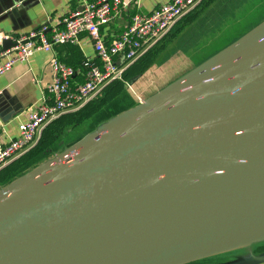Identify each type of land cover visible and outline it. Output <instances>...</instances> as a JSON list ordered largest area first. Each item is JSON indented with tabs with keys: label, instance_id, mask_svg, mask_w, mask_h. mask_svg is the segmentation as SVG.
<instances>
[{
	"label": "water",
	"instance_id": "water-1",
	"mask_svg": "<svg viewBox=\"0 0 264 264\" xmlns=\"http://www.w3.org/2000/svg\"><path fill=\"white\" fill-rule=\"evenodd\" d=\"M262 242L264 21L0 190V264H185Z\"/></svg>",
	"mask_w": 264,
	"mask_h": 264
},
{
	"label": "built area",
	"instance_id": "built-area-1",
	"mask_svg": "<svg viewBox=\"0 0 264 264\" xmlns=\"http://www.w3.org/2000/svg\"><path fill=\"white\" fill-rule=\"evenodd\" d=\"M136 1L92 0L69 13L59 27L43 25L23 35L0 31V77L15 64L28 61L36 51L51 52L56 45L77 44L82 33L90 36L97 58L83 62L84 80L77 85L76 68L53 59L52 79L41 103L28 109L17 137L8 143L0 141V171L34 148L50 123L79 110L114 81L123 80L125 71L203 0H169L151 14H136L122 34L107 43L102 28L120 18ZM6 39H12L15 45L3 51Z\"/></svg>",
	"mask_w": 264,
	"mask_h": 264
},
{
	"label": "crops",
	"instance_id": "crops-1",
	"mask_svg": "<svg viewBox=\"0 0 264 264\" xmlns=\"http://www.w3.org/2000/svg\"><path fill=\"white\" fill-rule=\"evenodd\" d=\"M15 1L19 2L10 8ZM89 1L92 0H0V31L23 35L43 25L50 28L59 27L69 13L81 9ZM168 1L137 0L133 2L120 18L102 28L103 39L110 43L122 34L133 16L151 14ZM263 3L260 0L257 4ZM244 6L245 4L237 5L235 8L240 9ZM175 42V37H170L165 42L162 58L159 64H155L160 66L158 69L164 68L163 64L165 65L171 58L173 52L170 48H173V51L181 48V40L178 41L180 48L178 43L177 46L174 45ZM164 55L170 56L166 58ZM55 58L76 68L74 85L84 80L83 62L86 59H97L90 36L88 33H82L77 44L56 45L51 52L36 51L28 61L15 64L9 72L0 77V141L3 143H8L19 135V126L26 119L28 109L41 103L46 86L52 79V62ZM147 78L148 83L152 82L151 72L145 70L138 76L136 87L141 88L145 85L142 80L146 81ZM263 244L264 242L253 244L185 264H264V251L258 249Z\"/></svg>",
	"mask_w": 264,
	"mask_h": 264
},
{
	"label": "rangeland",
	"instance_id": "rangeland-1",
	"mask_svg": "<svg viewBox=\"0 0 264 264\" xmlns=\"http://www.w3.org/2000/svg\"><path fill=\"white\" fill-rule=\"evenodd\" d=\"M259 1L260 0H203L202 3L198 5L190 14L180 19L171 32L144 58L136 61L137 63L135 62L136 64L131 68V71L133 69L134 70L130 74L136 75L133 78H131L132 75H126L125 82H121V88H127L128 92L131 93L133 100L135 102L137 100L136 103L138 104L141 103V99H147L156 94L170 83L179 79L181 76L185 75L196 66L217 54L263 22L264 3L257 4ZM262 1L264 2V0ZM242 4H245V6L240 9L235 8L237 5ZM180 31L181 35L179 36ZM170 37H175L176 42L174 45L176 46L178 41L181 40V48L180 43H178V48H180L178 51L177 49L176 51H173V48H170L173 52L171 58L168 59L165 65L163 64L164 68L158 69L160 66H156L155 64H159L163 55L162 53L165 51V42ZM153 53L156 54L154 55ZM164 56L168 58L170 55ZM137 65L138 67L135 69ZM141 69L143 72H145V70L150 71L153 76V80L148 83V78L146 81L143 79L142 83L145 85L138 88L136 87V80L140 74L137 75V72ZM154 70L155 72H153ZM108 89H105V91ZM105 91L91 101H94L95 99L101 100ZM102 100L104 104L108 102V100ZM91 101L79 110L70 113L69 123L65 126V128H68L70 132H65L64 134L61 132L60 136L54 140V142H59L62 139L60 143L61 146L56 148L55 145L53 151H51L48 156L41 159L38 164L59 155L66 148L72 146L89 133L96 131L100 125L116 116L115 115L94 125L95 121L91 120L93 117L84 118L82 116L86 107L91 104ZM91 110L85 112V116H87ZM93 125L94 127H92ZM84 132L87 133L78 139ZM13 165L14 164H11L8 168H4L5 170L3 169L1 173L4 174L11 169ZM1 184L2 183L0 181V189L5 187V184Z\"/></svg>",
	"mask_w": 264,
	"mask_h": 264
},
{
	"label": "trees",
	"instance_id": "trees-1",
	"mask_svg": "<svg viewBox=\"0 0 264 264\" xmlns=\"http://www.w3.org/2000/svg\"><path fill=\"white\" fill-rule=\"evenodd\" d=\"M152 49H150L141 58H144ZM153 54L155 55L156 53H153ZM141 58H139L138 60H141ZM135 62L125 71L123 80L114 81L113 83H111L110 85H108L105 88V89H108L110 87L108 90L105 91V89H104L102 91V92L105 91V93H104V96L101 97V100L95 99L94 101H91V104L88 105V107H86L85 111L82 114V116L84 118L93 117V119H91V120H94L95 121L94 125H96L97 123L104 121L106 119H109V118L119 114L120 112H123L124 110H127V109H129L132 106L137 104L133 100L132 95H131V93L128 92L127 88H121V84H122L121 82H125L126 75H132L130 73H132V71L134 69L131 71V68L137 63V62L136 63ZM149 64H150V62H149ZM137 67H138V65L135 67V69ZM142 72H143V70L141 69L139 72H137V75L141 74ZM135 75L136 74H133L131 76V78H133ZM102 99L108 100V102L106 104H104ZM89 110H91L90 113L87 116H85V112H87ZM69 115H70V113L62 115L61 117H59L58 119H56L55 121L50 123L43 130L42 135H41L42 139L40 138L41 141L39 140V142L37 143V145L34 148H32L29 152H27L26 154H24L23 156H21L20 158H18L14 162H12L11 164H14V165L7 172H5L4 174L1 173L4 168L0 171V173H1L0 174V181L3 185L4 184H5V186L8 185L10 182H12L17 177L25 174L27 171H29L33 167H37V165H40V163L38 164V162L41 159L48 156L51 153V151H53V148L55 147V145H56V148L58 146L59 147L61 146L60 143H61L62 139L59 142L58 141L54 142V140L58 136H60L61 132H63V134L65 132L66 133L70 132L68 128H65L66 124L69 123L68 122L69 118H70ZM94 125L92 127H94ZM74 126H76V125H74ZM89 131H91V130H89ZM85 133H87V132H84L78 139H80ZM11 164H9L8 166H11ZM8 166H7V168H8ZM258 249H259V251H264V244L260 245L258 247Z\"/></svg>",
	"mask_w": 264,
	"mask_h": 264
},
{
	"label": "bare ground",
	"instance_id": "bare-ground-1",
	"mask_svg": "<svg viewBox=\"0 0 264 264\" xmlns=\"http://www.w3.org/2000/svg\"><path fill=\"white\" fill-rule=\"evenodd\" d=\"M247 242H243V243H240V245H244V244H246Z\"/></svg>",
	"mask_w": 264,
	"mask_h": 264
}]
</instances>
